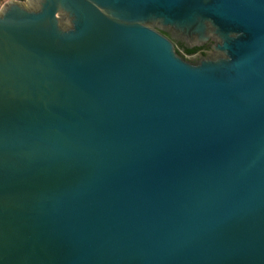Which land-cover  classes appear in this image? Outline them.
Returning <instances> with one entry per match:
<instances>
[{
    "label": "water",
    "instance_id": "95a60500",
    "mask_svg": "<svg viewBox=\"0 0 264 264\" xmlns=\"http://www.w3.org/2000/svg\"><path fill=\"white\" fill-rule=\"evenodd\" d=\"M0 264H264V0L5 3Z\"/></svg>",
    "mask_w": 264,
    "mask_h": 264
},
{
    "label": "rangeland",
    "instance_id": "374dc122",
    "mask_svg": "<svg viewBox=\"0 0 264 264\" xmlns=\"http://www.w3.org/2000/svg\"><path fill=\"white\" fill-rule=\"evenodd\" d=\"M8 1H10V0H0V9H1V8L3 7V5H4L5 3H7ZM16 1L27 2L28 0H16ZM178 46H179V50H182L181 46H180V45H178ZM182 53H183V50H182ZM198 55H199L198 53H195V54H191V55H185V57L188 58V59L193 60V59H195Z\"/></svg>",
    "mask_w": 264,
    "mask_h": 264
},
{
    "label": "flooded vegetation",
    "instance_id": "af4514ba",
    "mask_svg": "<svg viewBox=\"0 0 264 264\" xmlns=\"http://www.w3.org/2000/svg\"><path fill=\"white\" fill-rule=\"evenodd\" d=\"M209 48H210L209 45L197 47L193 54H195V53H198L199 55L206 54L209 51Z\"/></svg>",
    "mask_w": 264,
    "mask_h": 264
},
{
    "label": "trees",
    "instance_id": "16d2710c",
    "mask_svg": "<svg viewBox=\"0 0 264 264\" xmlns=\"http://www.w3.org/2000/svg\"><path fill=\"white\" fill-rule=\"evenodd\" d=\"M181 48L183 49V53H184L185 55H191V54H193V53L195 52V50H196L197 47L186 48V47H184V46L182 45Z\"/></svg>",
    "mask_w": 264,
    "mask_h": 264
},
{
    "label": "built area",
    "instance_id": "2783aa9c",
    "mask_svg": "<svg viewBox=\"0 0 264 264\" xmlns=\"http://www.w3.org/2000/svg\"><path fill=\"white\" fill-rule=\"evenodd\" d=\"M183 50V49H182ZM182 50H180V52L182 53ZM184 54V53H183ZM185 55V54H184Z\"/></svg>",
    "mask_w": 264,
    "mask_h": 264
}]
</instances>
